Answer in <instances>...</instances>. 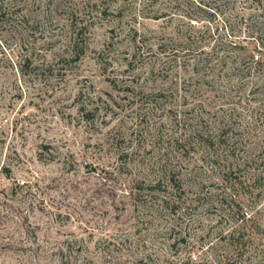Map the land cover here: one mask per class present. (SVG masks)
Segmentation results:
<instances>
[{"label": "rangeland", "instance_id": "374dc122", "mask_svg": "<svg viewBox=\"0 0 264 264\" xmlns=\"http://www.w3.org/2000/svg\"><path fill=\"white\" fill-rule=\"evenodd\" d=\"M224 7L0 0V264H264V116L216 162L189 135L220 103L172 63L188 33L252 43Z\"/></svg>", "mask_w": 264, "mask_h": 264}, {"label": "trees", "instance_id": "16d2710c", "mask_svg": "<svg viewBox=\"0 0 264 264\" xmlns=\"http://www.w3.org/2000/svg\"><path fill=\"white\" fill-rule=\"evenodd\" d=\"M213 2L231 10V16L245 23L246 30L254 32L257 37H250L251 44L236 42L235 29L230 23L222 29L223 34L216 38L207 33L197 38L190 33L184 35L172 43L171 56L175 66L190 62L193 74L197 76L196 84L202 81L205 86H209L215 93L217 104L220 103L217 111L212 114L215 120L208 122L200 119L189 135L191 144L199 143L205 149L212 150L216 162H219L224 161V157L226 161L229 160L237 149L230 137L238 130L235 129L237 124L232 123L233 116L240 111L250 117L264 116V0H212V4ZM213 39L214 44L211 42ZM184 58L188 61L181 62ZM212 72L218 73L211 77L209 74ZM247 88H250L249 92H245ZM225 106H229L228 109ZM252 159L257 162L261 160L264 165L262 154ZM168 178L177 183L174 176ZM261 217L264 219V214L255 213L250 219L255 223L256 231L264 233V220L261 221Z\"/></svg>", "mask_w": 264, "mask_h": 264}]
</instances>
